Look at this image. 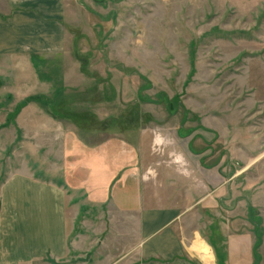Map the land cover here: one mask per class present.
<instances>
[{
  "label": "rangeland",
  "instance_id": "rangeland-1",
  "mask_svg": "<svg viewBox=\"0 0 264 264\" xmlns=\"http://www.w3.org/2000/svg\"><path fill=\"white\" fill-rule=\"evenodd\" d=\"M12 3L45 18L19 13L7 24ZM62 6L63 20L50 19ZM0 35L19 44V71L0 55V185L16 170L63 185L65 146L115 138L127 147L120 157L135 159L125 174L141 168L151 184L168 175L196 199L215 191L189 230L194 264H205L197 235L215 264L224 241L245 264H264V0H0Z\"/></svg>",
  "mask_w": 264,
  "mask_h": 264
},
{
  "label": "crops",
  "instance_id": "crops-1",
  "mask_svg": "<svg viewBox=\"0 0 264 264\" xmlns=\"http://www.w3.org/2000/svg\"><path fill=\"white\" fill-rule=\"evenodd\" d=\"M11 5L13 11L5 20L7 24L19 13L45 18L43 12L32 8L34 5L27 6L29 11L19 10L17 3ZM51 17L58 22L63 20L64 7ZM0 55L6 56L12 68L19 71V44L0 43ZM206 139L210 144V138ZM250 142L245 139V151L254 150ZM126 148L124 142L115 138L98 147L74 142L65 146L63 185L55 181L61 178L55 174L50 175L55 180L45 182L28 171L11 172L0 185V264H37L46 258L53 264L72 253L80 257L92 254V264H194L189 230L199 223L200 209L211 204L215 191L196 199L192 186L185 187L183 195L175 186H168V175L158 174L160 182L151 184L148 175L139 174L141 168L138 175L125 174L126 161L135 160L120 157ZM259 148L257 153L264 150V142ZM54 165L58 167L60 163ZM242 172L228 178L222 175L224 184L241 179ZM78 196L85 199L82 205L74 201ZM121 199H126V204ZM78 223L84 232L73 235ZM194 242L203 262L208 264L205 257L212 256L209 245L198 235ZM227 244L228 241L222 243L223 249L214 244L215 251H220L216 264H245L247 259L240 254L239 245L234 243L233 249ZM221 256L227 261L223 262ZM212 260L215 264L213 256Z\"/></svg>",
  "mask_w": 264,
  "mask_h": 264
},
{
  "label": "trees",
  "instance_id": "trees-1",
  "mask_svg": "<svg viewBox=\"0 0 264 264\" xmlns=\"http://www.w3.org/2000/svg\"><path fill=\"white\" fill-rule=\"evenodd\" d=\"M250 218L253 223H255L256 220H260V217H258V213L255 209H252L250 207ZM256 230L258 229V225H256Z\"/></svg>",
  "mask_w": 264,
  "mask_h": 264
},
{
  "label": "bare ground",
  "instance_id": "bare-ground-1",
  "mask_svg": "<svg viewBox=\"0 0 264 264\" xmlns=\"http://www.w3.org/2000/svg\"><path fill=\"white\" fill-rule=\"evenodd\" d=\"M205 260L208 262V264H213V260L209 258V256L206 255Z\"/></svg>",
  "mask_w": 264,
  "mask_h": 264
}]
</instances>
